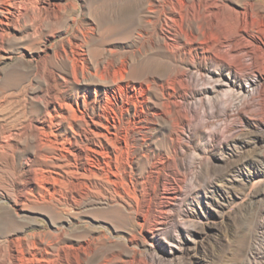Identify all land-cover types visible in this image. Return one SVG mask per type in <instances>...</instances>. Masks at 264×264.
<instances>
[{
    "label": "rangeland",
    "instance_id": "obj_1",
    "mask_svg": "<svg viewBox=\"0 0 264 264\" xmlns=\"http://www.w3.org/2000/svg\"><path fill=\"white\" fill-rule=\"evenodd\" d=\"M164 1L0 0V264H264V0Z\"/></svg>",
    "mask_w": 264,
    "mask_h": 264
},
{
    "label": "bare ground",
    "instance_id": "obj_2",
    "mask_svg": "<svg viewBox=\"0 0 264 264\" xmlns=\"http://www.w3.org/2000/svg\"><path fill=\"white\" fill-rule=\"evenodd\" d=\"M7 2L14 9V11L9 10L8 15L6 16V23L9 24V21L12 20L15 16L22 15L26 11L27 5L32 3L33 0H7ZM164 4V7H170V11L172 12H177V10H179L178 4L180 8H185L184 6H187L185 5L184 0H165ZM165 12L167 11L165 10ZM179 12V15L176 17L169 16L168 20H171L176 24H182V26H184L185 23H188L192 31L190 34H188L182 29V35L186 37L185 40H190L193 43H198L200 46H202V49L207 52H214L215 56L217 58H221L219 60L223 63H227L226 57L229 54L233 52H241L244 45L247 46L251 43V36L249 33L250 27L247 21V19L251 16V11L249 9L245 10L244 20L238 21V23H236L235 25L231 24L232 26H228L223 31H219L215 28V26H213V22L215 19L214 13L213 11L210 12L209 5L206 0H192L191 5L187 6V11L184 14L182 13V10H180ZM208 12L209 14L211 13V15H208ZM193 25L196 28V33L193 31ZM219 82H221V86L225 87L228 85L227 83H224V80L220 79L218 83ZM247 92L252 94V96H254L256 93L255 91L252 92L249 89H247Z\"/></svg>",
    "mask_w": 264,
    "mask_h": 264
}]
</instances>
